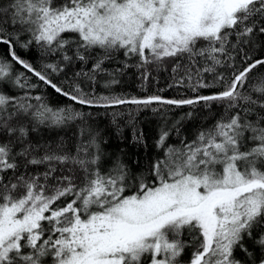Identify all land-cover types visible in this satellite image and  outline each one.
Masks as SVG:
<instances>
[{
  "label": "snow or ice",
  "instance_id": "1",
  "mask_svg": "<svg viewBox=\"0 0 264 264\" xmlns=\"http://www.w3.org/2000/svg\"><path fill=\"white\" fill-rule=\"evenodd\" d=\"M0 45V264H264V0H0ZM125 105L163 121L139 171L84 110Z\"/></svg>",
  "mask_w": 264,
  "mask_h": 264
},
{
  "label": "trees",
  "instance_id": "2",
  "mask_svg": "<svg viewBox=\"0 0 264 264\" xmlns=\"http://www.w3.org/2000/svg\"><path fill=\"white\" fill-rule=\"evenodd\" d=\"M17 51L18 54H20L23 58L31 61L37 68H40L41 61L35 49L27 53L20 49H17ZM6 55L7 47L4 45H0V56ZM120 58H122V54H120ZM15 68L18 72L23 71V69L19 65H16ZM260 71L264 72V69H260ZM253 75H255V73H253ZM53 79L56 80V82H60L61 80H63V77H53ZM33 82H36L35 78H33ZM140 83L141 81L135 74L134 70H131L129 71L128 75L122 78V82L115 88V92L124 93L129 96L136 97L160 94L168 98L177 97L179 93L185 92L184 89H168L167 85L171 83V80L168 79L167 73H161L159 75L158 83L149 82L146 91L141 90ZM157 89H165V91L159 93L157 92ZM39 91L42 95L45 96L47 102L52 106H63L69 103L66 98L58 95L51 88H46L41 85ZM97 91L102 92L103 88L100 85H97ZM185 94L189 96L192 95L191 92H186ZM153 107H155V105ZM84 110L93 113L92 119L103 130L105 137L108 138L109 143L107 145V151L113 153L114 155H123V158L133 169V171L140 170L136 164L137 159H139L140 166L142 167L144 162L149 157L163 154L162 151L157 150L155 146V140L158 138V129L163 121L160 119L159 115L153 114L151 109L137 111L135 106L125 105L114 109L110 108L107 110V114L105 113L104 109L86 108ZM190 110L191 109L189 107L169 109V121L171 122L179 119L185 112H188ZM113 112H119L123 114L117 117L119 130L115 125L111 123ZM129 112H131V115H129ZM213 112L218 114L220 112V109L214 106ZM205 117H208V113L198 108L195 119L183 122L182 135H186L191 139L196 129L200 126ZM206 122L210 124L212 123V119L208 118ZM141 130L143 131L146 146L143 144L133 143V133L136 132L137 134H139ZM168 143H177L175 134H173V136L169 138ZM188 258L189 253H185L184 259L187 260Z\"/></svg>",
  "mask_w": 264,
  "mask_h": 264
}]
</instances>
